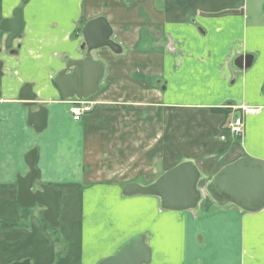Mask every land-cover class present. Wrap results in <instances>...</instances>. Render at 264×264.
I'll list each match as a JSON object with an SVG mask.
<instances>
[{"label":"crops","instance_id":"obj_1","mask_svg":"<svg viewBox=\"0 0 264 264\" xmlns=\"http://www.w3.org/2000/svg\"><path fill=\"white\" fill-rule=\"evenodd\" d=\"M16 7L22 36L14 53L0 52V220L19 219L16 177L35 148L34 184L58 191L60 236L34 214L27 229L0 227V264H96L137 235L150 264H264V207L249 213L203 194L193 210L168 211L154 196L122 194L182 161L196 165L201 189L240 157L264 161V0H0V21ZM99 17L121 52L93 50L99 90L63 98L53 78L83 57L82 29ZM244 54L253 59L239 69ZM25 84L30 107L19 99ZM74 101L89 103L79 121ZM39 106L36 132L28 113ZM241 106L261 110L235 137L227 124Z\"/></svg>","mask_w":264,"mask_h":264},{"label":"water","instance_id":"obj_2","mask_svg":"<svg viewBox=\"0 0 264 264\" xmlns=\"http://www.w3.org/2000/svg\"><path fill=\"white\" fill-rule=\"evenodd\" d=\"M23 32L22 9L16 7L10 18L0 21V33L3 38V49L10 54L15 40L20 39ZM83 57L70 60L66 67L53 78L63 98L87 99L94 95L100 87L104 75V65L93 58L92 51L107 47L115 53L121 52V46L111 39V29L105 18L88 20L82 29ZM0 48V52H1ZM249 54L238 55L234 65L239 69H247L252 62ZM0 61V75L2 74ZM26 92V94H24ZM19 99L32 106L35 96L30 86L25 84L20 89ZM33 116L35 119H30ZM46 110L39 106L36 112L28 113V121L36 132L45 126ZM36 149L25 156L28 171L16 177V199L21 207L41 205L45 209L43 218L52 226L59 227V193L51 186L40 184L35 187L38 171L35 168ZM200 172L191 161H183L163 172L149 184L128 182L122 187L124 196H154L159 199L162 209L168 211H185L195 209L201 198V190L197 187ZM205 191L220 206L233 204L245 212H258L264 207V161L251 157H240L222 167L206 185ZM151 250L145 236H134L123 242L116 252L96 262V264H150ZM14 264H29L28 260Z\"/></svg>","mask_w":264,"mask_h":264},{"label":"flooded vegetation","instance_id":"obj_3","mask_svg":"<svg viewBox=\"0 0 264 264\" xmlns=\"http://www.w3.org/2000/svg\"><path fill=\"white\" fill-rule=\"evenodd\" d=\"M1 46V43H0ZM45 207L41 205H31L29 207H21L17 205L19 219L17 221H2L0 220V227L4 230L13 229V228H29V220L33 216V214L39 219L42 227L51 234V229L53 228L44 218H43V211ZM55 241L58 242L59 237H54ZM26 260V259H25ZM24 261V260H23ZM18 263V262H14ZM12 263V264H14Z\"/></svg>","mask_w":264,"mask_h":264},{"label":"built area","instance_id":"obj_4","mask_svg":"<svg viewBox=\"0 0 264 264\" xmlns=\"http://www.w3.org/2000/svg\"><path fill=\"white\" fill-rule=\"evenodd\" d=\"M89 110V105L83 102L77 103V105H73L71 107L72 111V120L79 121L80 116ZM261 110V107L258 106H241L238 111L234 113L232 121L228 123L227 129L229 132L237 137L242 135L243 133V118L247 114H257Z\"/></svg>","mask_w":264,"mask_h":264},{"label":"rangeland","instance_id":"obj_5","mask_svg":"<svg viewBox=\"0 0 264 264\" xmlns=\"http://www.w3.org/2000/svg\"><path fill=\"white\" fill-rule=\"evenodd\" d=\"M5 57H7V56H5ZM123 183H124V182H123ZM201 186H203V182H201ZM51 234H52L53 237H59V236H60V233H59V231H58V228H56V229H51Z\"/></svg>","mask_w":264,"mask_h":264}]
</instances>
